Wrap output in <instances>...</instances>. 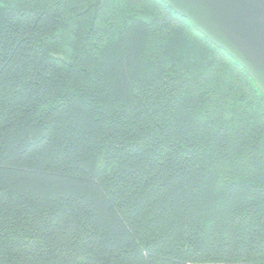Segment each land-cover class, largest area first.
Returning a JSON list of instances; mask_svg holds the SVG:
<instances>
[{
	"label": "trees",
	"instance_id": "1",
	"mask_svg": "<svg viewBox=\"0 0 264 264\" xmlns=\"http://www.w3.org/2000/svg\"><path fill=\"white\" fill-rule=\"evenodd\" d=\"M264 264V95L159 0H0V264Z\"/></svg>",
	"mask_w": 264,
	"mask_h": 264
},
{
	"label": "water",
	"instance_id": "2",
	"mask_svg": "<svg viewBox=\"0 0 264 264\" xmlns=\"http://www.w3.org/2000/svg\"><path fill=\"white\" fill-rule=\"evenodd\" d=\"M245 69L264 95L263 0H159Z\"/></svg>",
	"mask_w": 264,
	"mask_h": 264
},
{
	"label": "built area",
	"instance_id": "3",
	"mask_svg": "<svg viewBox=\"0 0 264 264\" xmlns=\"http://www.w3.org/2000/svg\"><path fill=\"white\" fill-rule=\"evenodd\" d=\"M187 264H225V263L207 262V263H187ZM236 264H244V263H236Z\"/></svg>",
	"mask_w": 264,
	"mask_h": 264
},
{
	"label": "flooded vegetation",
	"instance_id": "4",
	"mask_svg": "<svg viewBox=\"0 0 264 264\" xmlns=\"http://www.w3.org/2000/svg\"><path fill=\"white\" fill-rule=\"evenodd\" d=\"M264 1V0H263Z\"/></svg>",
	"mask_w": 264,
	"mask_h": 264
}]
</instances>
